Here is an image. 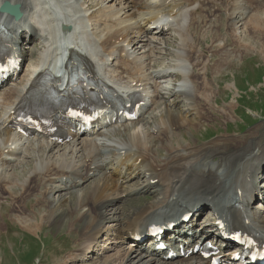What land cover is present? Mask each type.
<instances>
[{"label":"bare ground","instance_id":"bare-ground-1","mask_svg":"<svg viewBox=\"0 0 264 264\" xmlns=\"http://www.w3.org/2000/svg\"><path fill=\"white\" fill-rule=\"evenodd\" d=\"M5 1L20 4L24 13V18L18 22L0 15V26L9 33L12 43L19 48L23 45L21 42L35 36L42 53L34 57L36 50L30 51L33 59L26 65L20 80H10V86L0 93V122L34 81L46 74L50 66L46 58L52 62L61 50L51 52L53 39L61 35L63 25L67 26V30L71 29L67 32L74 37H77L78 29L83 32L87 29L81 37L84 44L74 43L71 52L90 67L100 69L101 78L108 79L125 93L142 89L152 98L151 106L140 123L108 130L97 138L84 137L77 140L76 145L58 150L49 141L22 139L0 124V203L10 200L5 208L18 210L19 215L15 214V217L25 224L23 227L26 230L29 226L36 233L43 227L40 222H35L36 218L27 219L31 214L28 216L24 213L33 212L29 203L32 195L39 194L41 200L52 204L53 192L73 191L68 188L69 184L77 190L93 179L85 189L73 192L75 199L68 204L71 209L75 207L79 210L83 206H90L88 212L80 216V230L77 226L74 232L78 234L77 240H83L77 252L84 250L85 246L91 254L100 243H95V234H100L96 240L112 241L113 237L105 227L108 223H116L117 226L125 223L122 227L129 229L167 201H175L177 207L179 202L196 198L194 205L205 211L213 204V199L219 200L226 194L224 201L217 206L218 211L224 212L237 205L234 198L239 195L240 188L251 189L252 178L260 175V180H264V125L246 137L221 136L199 147L184 144L181 134L174 131L187 129L193 132L196 128L198 130L197 125L207 126L218 114L224 115L227 122L233 120L235 101L216 108L215 99L221 91L219 78L224 70L234 68L247 55L240 49V45H245L239 31H246L250 36L264 26V0H148L147 3L145 0H96L95 4L101 7L92 13L91 6L82 4L81 0H64L73 10L69 15L60 10L59 0H0V6ZM260 8L263 11L258 12ZM176 9L179 11L173 16L175 21L168 33L152 29V22L159 15L170 17ZM145 13H148L146 23L141 19ZM224 21L225 30H228L225 33L221 26ZM96 27L103 29L94 32ZM167 34L175 42L174 51L169 50L170 40L165 39ZM132 35L136 38L132 39ZM208 38L211 39V46L206 50L199 48V41ZM229 41L233 44L230 45ZM214 57L219 58L215 63ZM99 73L96 75L99 76ZM57 82H60L58 78ZM232 87L233 84L226 86L227 89ZM170 97L178 103L184 100L192 102L190 105L195 121L183 114H176L167 103ZM154 138L160 143L165 141L164 146L155 144ZM63 149L62 154L54 155L55 151ZM119 150L133 155L135 161L141 159V166L133 168L132 173L145 175L143 172L146 169L145 173L155 176L158 185L151 186L149 182L142 186L127 185L131 188L128 199L121 197L125 192L117 184L119 179L107 175L102 160L105 154L114 155ZM160 150L165 152V156L158 160L157 152ZM49 154L56 159L51 160V156L49 159ZM24 162L27 166L21 177L22 173L13 170ZM47 180L59 186H46ZM150 188H154L156 193L154 199L135 206L126 219L119 205L140 201V197ZM254 192H258V188L250 191L251 197ZM63 203L65 206L66 200ZM108 207L112 208L111 211ZM73 210L69 217L76 213ZM263 212V207L259 213L253 211L252 219L257 224L254 229L264 234ZM0 217L3 218V214ZM65 219L67 223L70 222L68 211L63 209L54 216H46L44 221L48 220L47 223H55L61 228ZM75 222L78 223V219L71 224ZM121 238L125 239V235L122 234ZM129 252L133 253L118 252L97 264H131L133 259L137 260L134 264H197L196 258L163 261L161 257H154L140 248ZM80 254L65 256L61 264H74ZM133 255L136 258H132Z\"/></svg>","mask_w":264,"mask_h":264},{"label":"rangeland","instance_id":"rangeland-1","mask_svg":"<svg viewBox=\"0 0 264 264\" xmlns=\"http://www.w3.org/2000/svg\"><path fill=\"white\" fill-rule=\"evenodd\" d=\"M94 1L96 0H85V1L81 0L80 2H82V4L86 3L87 6L90 5L91 6L90 12L92 13V12L97 11L101 7L100 5L99 6L96 5ZM112 4L113 3L107 5V7ZM59 7H60V10L65 15H69L70 11L72 10L69 8L68 3H66L64 0H59ZM260 11H263V9L260 8L258 12ZM224 23L225 21L221 25L223 26L222 32L228 31L227 29L225 30V28L227 27L226 25H224ZM99 29L94 30V32L95 31L100 32L102 31L103 28H101L100 30ZM86 30L83 32V36ZM77 32H79L77 33V36L81 37L80 31L78 30ZM245 32L246 31L242 30V31H239L238 33L239 35H242L240 36V39L242 43H244L245 45V47H243V45H240V49L243 50V52H245L247 55L251 53L252 56L251 57L246 56V58H244L245 57L244 56L243 57L244 59L242 58V60L238 62V64L234 68L223 71L224 73L219 78L221 79L219 80L221 91H220L219 97L215 99V101H217V104H218V105L215 104L216 108H219V106L221 105L222 106L228 105L229 102L235 101L236 102L235 110H234L235 112L233 114L235 117H233V120L227 122L225 120L224 115L218 114L219 116L214 117V119L211 120L209 124H207V126L197 125V127L199 126L198 130L197 128L196 130H193L195 134L193 132H189L186 129L185 133L181 134L182 136L181 141H183L184 144H191L192 147H199V146L207 145L208 143H211L212 141L219 139L221 136H231L232 135V136L246 137L250 133H252L254 130H256L257 127L264 125V26H261L260 31L258 33H251L250 36L247 32L246 33ZM30 37L37 38L35 36H30ZM131 38L135 39L136 37L132 35ZM165 39L170 40L169 50L174 51L175 42L174 41L172 42L171 36L167 34L165 36ZM211 43L212 42L210 38H208L206 41H199V48L206 50L209 46H211ZM229 44L232 45L233 42L229 41ZM31 45L32 43L28 45L30 50L34 49L33 46ZM38 48L40 47L38 46L34 49L36 50L35 57H37L40 53V50ZM27 58L28 59L30 58L29 51L27 52ZM214 58H213L214 60L213 63H215L219 59L218 57L217 58L214 57ZM24 71L25 69L23 70V74H24ZM228 84H233L232 89L226 88ZM7 86L9 87L10 83L7 84L2 89L3 92L4 90L7 89ZM182 102L184 103V107H181L182 103L179 102L181 103L179 105V110L175 111L176 109H174L173 111L176 114L178 113L183 114L185 117L193 120L194 116L192 115L193 113L191 111L192 108L190 105L192 102H187L185 100ZM167 103L170 104L171 109H173L175 103H178V102L176 101L175 98L170 97L167 99ZM185 109H187L188 111ZM142 128L144 129V127ZM142 128L140 127L139 129L143 130ZM209 129H213V131H211L209 134H205L204 132H207ZM214 130L218 132V134ZM211 137H215V138H211ZM154 139H155V141H153L154 143L155 142L159 143L160 147L164 146L165 141L163 143H160L158 142L156 138ZM56 150H58V148ZM64 150L65 149L61 151H55L56 154L54 155L57 157V155L62 154ZM54 155L49 154V159L51 156V160H55L56 157ZM164 156H165V152L163 150H160L159 152H157L158 160L163 159ZM26 166L27 164L24 162L23 164L15 167V170L13 171H16L17 173L18 172L22 173L21 174V177H22L23 174L25 173L23 171L26 170ZM89 184L90 182L85 184L81 189H85ZM117 184L119 185V181L117 182ZM132 185H137V184H132ZM119 187L122 192H125L124 194L120 196L124 197V199H127L125 195L129 194L131 188H128L122 184L119 185ZM72 194L73 192H65V191L61 193L53 192V196L51 198L53 200L52 204L47 203L44 200H41V197L39 194H35L34 196L32 195V197L29 199V203L31 204V207L30 206L29 207L31 208L33 212L24 211V213L25 215H28V216L29 214H31L30 218L27 217L28 220H32L36 218L37 220H35V222H40V224L43 225L41 230L36 233H34L31 227H29L28 225H27L28 227L26 230L25 227H23L25 226V224H22L19 218L15 217V214L19 215L18 210L13 208V211H11V208H5L7 204H10V200L3 201L2 203L4 204L0 203V211H1V214H3L4 216L3 218L0 217V264H56L57 262H58L57 264H61L65 256L68 257L71 254L78 255L79 252H77V250L80 248L78 246H80V243H82L83 240H81L82 238L81 239L79 238L80 240L79 239L77 240L78 234L74 231L76 230L75 227L77 226H78V229L80 230V225H82V217L80 216L82 215L83 212H88V210L90 209V206L89 205L83 206L80 210L76 209L75 207L71 209L70 207H68V204L71 201V199L72 200L75 199V196ZM155 196H156V193H155ZM145 197L140 198L141 200L138 202L128 203V205L127 204L119 205L120 208H123L124 217L126 219L131 214V212L134 211L136 207L144 204L145 201H148V200L150 201L152 199L151 197H148V196L145 199ZM63 200H66L65 206H64ZM63 209L65 211L66 210L68 211V220L70 221L69 223H67V219H65V223L63 222L62 224L63 226L61 228H58V226L55 223L53 224L51 222L47 223L48 220L46 222L44 221L46 219V216L47 217L54 216V214L57 212L61 213ZM109 209H111V207ZM72 210L76 211V213H74V216L69 217V213ZM126 212L127 214H125ZM77 219H78V223L75 222L74 225H72L71 223H73ZM118 225L125 226L126 224L124 223V224H118ZM105 227H107L108 229L113 228L116 230L118 228L117 224L112 223V222L108 223L107 226ZM96 236L98 237L100 236V234H95V237ZM115 238H117V240ZM118 239H121V236H117V235L114 236V240L112 242H105L104 239H100V242H102V245L100 247L101 248L104 247L106 249V248L111 247L112 244L117 247L119 246ZM98 245H100V243ZM125 246H126L125 243L121 244L117 250L112 249V251L107 254L106 252H101L99 248H97L96 253L92 254L93 258H92V255H90L91 260L89 264H97V263H100L101 261H105L108 256L115 255L118 252L132 254L133 252H128ZM86 251L87 249H85V251L83 252H86ZM132 258H136V257H134L133 255ZM137 259H139V257ZM79 260L77 264H83L82 262H79ZM136 262L137 260H132L131 264H134Z\"/></svg>","mask_w":264,"mask_h":264},{"label":"water","instance_id":"water-1","mask_svg":"<svg viewBox=\"0 0 264 264\" xmlns=\"http://www.w3.org/2000/svg\"><path fill=\"white\" fill-rule=\"evenodd\" d=\"M2 12H8L11 14L16 15V18L19 19L21 17V13L19 12V7H11L8 3H6L2 8H1Z\"/></svg>","mask_w":264,"mask_h":264}]
</instances>
